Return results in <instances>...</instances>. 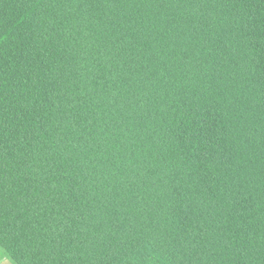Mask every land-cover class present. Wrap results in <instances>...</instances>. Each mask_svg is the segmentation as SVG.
Listing matches in <instances>:
<instances>
[{
  "label": "trees",
  "instance_id": "1",
  "mask_svg": "<svg viewBox=\"0 0 264 264\" xmlns=\"http://www.w3.org/2000/svg\"><path fill=\"white\" fill-rule=\"evenodd\" d=\"M0 247L264 264V0H0Z\"/></svg>",
  "mask_w": 264,
  "mask_h": 264
},
{
  "label": "rangeland",
  "instance_id": "2",
  "mask_svg": "<svg viewBox=\"0 0 264 264\" xmlns=\"http://www.w3.org/2000/svg\"><path fill=\"white\" fill-rule=\"evenodd\" d=\"M4 262H6L5 264H13V262H11L9 257L5 254V252L0 247V264H4Z\"/></svg>",
  "mask_w": 264,
  "mask_h": 264
},
{
  "label": "crops",
  "instance_id": "3",
  "mask_svg": "<svg viewBox=\"0 0 264 264\" xmlns=\"http://www.w3.org/2000/svg\"><path fill=\"white\" fill-rule=\"evenodd\" d=\"M7 262V261H6ZM6 262H4V264L6 263ZM12 262V261H11ZM14 264V263H13Z\"/></svg>",
  "mask_w": 264,
  "mask_h": 264
}]
</instances>
